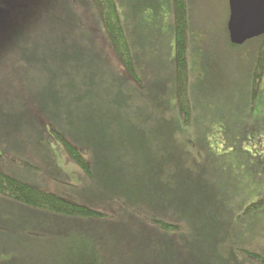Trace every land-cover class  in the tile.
Instances as JSON below:
<instances>
[{"label":"rangeland","instance_id":"374dc122","mask_svg":"<svg viewBox=\"0 0 264 264\" xmlns=\"http://www.w3.org/2000/svg\"><path fill=\"white\" fill-rule=\"evenodd\" d=\"M105 30L95 0H0V170L103 214L0 194V264H263L264 77L241 53L238 109L194 86L186 124L172 91L131 99Z\"/></svg>","mask_w":264,"mask_h":264},{"label":"crops","instance_id":"0c3cea01","mask_svg":"<svg viewBox=\"0 0 264 264\" xmlns=\"http://www.w3.org/2000/svg\"><path fill=\"white\" fill-rule=\"evenodd\" d=\"M116 4L135 71L139 77L138 80L133 79L119 62L130 79L128 82L133 90H129L131 99L139 103L144 101L150 105L155 102L160 104L165 102L172 91L174 98L170 102L175 104L177 70L174 0H116ZM186 6L187 58L188 62L192 61V68L189 65V95L195 86L205 101L208 95L211 96L210 100L215 104L212 108L217 109L221 104L229 108L224 103H237L234 109L229 108L235 112L239 100L244 98L239 94L237 77L241 63L240 54L247 53L245 63H249L252 75L263 41L250 42V46L245 44L242 51L240 45L231 42L227 25L230 17L229 0H187ZM230 46L237 50L231 53ZM233 70L236 74H232ZM180 115L178 116L181 117ZM161 116L167 122L166 114H159L153 118ZM177 122H180V119ZM236 128L237 121L234 129ZM205 130L206 128L200 125V134L205 136L203 143L207 140Z\"/></svg>","mask_w":264,"mask_h":264},{"label":"trees","instance_id":"16d2710c","mask_svg":"<svg viewBox=\"0 0 264 264\" xmlns=\"http://www.w3.org/2000/svg\"><path fill=\"white\" fill-rule=\"evenodd\" d=\"M98 10L100 12L101 20L104 24L105 31L111 41L113 51L115 52L119 62L124 69L133 79H139L137 72L135 71L134 62L132 61V55L130 47L123 30V26L120 20V15L116 0H95ZM175 6V18H176V70H177V104L181 116H183L186 124L190 123L192 117V108L189 95V62H188V9L187 0H174ZM258 62L255 68L254 76V94L256 95L257 89L264 77V42L262 43ZM65 143V148L68 153L85 169H90L89 163L84 158L82 152L76 148L72 143L63 138L62 135H58ZM0 194L14 198L16 200L27 203L28 205L38 208L49 209L54 212H60L67 215H77L84 217H97L103 215L102 213L93 210L92 208L81 205L73 200L59 196L51 192H45L36 187L23 183L13 177L6 175L0 170ZM264 207V200L258 201L252 204L247 211L259 209ZM163 227L178 229V225H172L162 223ZM264 264V257H256ZM92 262L81 261L80 264H97L96 260Z\"/></svg>","mask_w":264,"mask_h":264},{"label":"water","instance_id":"95a60500","mask_svg":"<svg viewBox=\"0 0 264 264\" xmlns=\"http://www.w3.org/2000/svg\"><path fill=\"white\" fill-rule=\"evenodd\" d=\"M228 30L231 42L247 43L264 35V0H229Z\"/></svg>","mask_w":264,"mask_h":264}]
</instances>
